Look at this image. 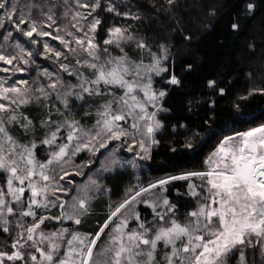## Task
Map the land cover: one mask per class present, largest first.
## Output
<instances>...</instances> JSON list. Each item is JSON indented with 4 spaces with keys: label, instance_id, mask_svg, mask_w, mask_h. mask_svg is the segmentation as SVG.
Wrapping results in <instances>:
<instances>
[{
    "label": "snow or ice",
    "instance_id": "obj_1",
    "mask_svg": "<svg viewBox=\"0 0 264 264\" xmlns=\"http://www.w3.org/2000/svg\"><path fill=\"white\" fill-rule=\"evenodd\" d=\"M165 3V11L170 12L178 0H165ZM100 6V0H94L91 7L82 0H75V9H69L67 0H64L62 15L70 17V20L69 25L62 29L57 24L60 17L55 4L47 8L28 4L25 6L27 11H24L13 0H0V64L10 66L0 67V72L9 74L0 76V178L3 181L0 183V233L9 234L12 241L7 245L11 251L4 250L0 244V264H229L237 254V264H249V250L264 256V124L225 137L209 157L213 167L207 172H189L127 190L120 203L109 205L107 219L94 235L72 233L68 228L51 233L41 230L44 221L51 219H66L79 225L95 195L85 188L72 198L71 204L63 201L57 195L62 191L59 181L72 174L63 165L80 152L95 155L101 149H107L111 142L129 137L132 144L127 145L128 151L138 148L136 156L150 159L151 148L159 143L155 135L163 127L156 115L169 111L162 105L167 92L152 87L153 75L160 76L169 71L168 67L162 66L169 60L167 47L161 45L159 55L150 52L152 62L148 65L133 63L126 54L118 57L107 55L102 59L100 45L94 42V33L101 21L93 13ZM81 8L87 11L81 12ZM253 9L252 3L246 5L249 16ZM33 11H38L39 16L34 18ZM107 11L121 14L112 3H109ZM210 15H215V12H210ZM54 26L57 33L63 31L64 35L54 36L45 30ZM239 27L238 23L231 25L233 31H238ZM77 33L82 35L77 36ZM21 37L25 38L23 43ZM37 37H51L74 56H84L82 60L76 59L71 68L58 64L60 70L77 79V83L69 85L70 90L64 93H58V88L65 82L58 78L55 69L52 72L42 69L38 79L46 76L51 81L36 89L42 98L57 99L70 113V98L104 94L111 97L101 106L92 128L81 127L76 120H64L56 125L42 142L53 146L43 163L35 160L31 150L35 148L34 144L31 148L18 144L7 128L8 124L18 120L16 110L19 106L32 99V90L26 87L28 82L15 81L12 76L27 70L21 65L35 63L33 51L25 45L38 44ZM131 39L133 37L127 29L114 27L109 29V38L104 44L119 48L121 41ZM184 39L190 40L191 37ZM137 47L145 48L147 45L140 41ZM43 48L41 55L54 51L47 42ZM103 52L107 54L108 49L104 48ZM55 56L57 63L61 58L67 59L63 51H55ZM81 67L90 69L94 78L85 76L79 70ZM166 83L179 86L181 81L171 74ZM206 86L220 95L225 94V89L220 88L215 79H209ZM113 87L121 90L122 94L117 96L111 91ZM256 91L264 93V89H254L248 95ZM241 99H247V96ZM45 123L51 125L53 122L49 117ZM180 127L184 125L180 124ZM61 132L66 134L62 137ZM182 147L194 150L195 146L187 141ZM58 168L62 175L57 176ZM191 177L204 182L199 191L197 185H189L190 194L201 202L194 210L185 213L181 220L176 216V206L154 190H163L164 185L172 180ZM90 188L100 190L96 181L91 182ZM26 191L30 196L25 197ZM137 203L152 209L151 221L141 220L140 214L130 207ZM50 206L59 207L61 214L56 217L37 215V209ZM157 208L161 210L157 211ZM25 217L34 218L30 225L25 223ZM130 221L135 223V227H129ZM9 225H15V228ZM110 225L113 226L107 234L105 247L94 252L101 235ZM161 243L164 252L162 261H158V245Z\"/></svg>",
    "mask_w": 264,
    "mask_h": 264
},
{
    "label": "trees",
    "instance_id": "obj_2",
    "mask_svg": "<svg viewBox=\"0 0 264 264\" xmlns=\"http://www.w3.org/2000/svg\"><path fill=\"white\" fill-rule=\"evenodd\" d=\"M13 2L24 11H27L25 6L28 4L43 5L45 8L55 4V11L60 17L57 24L62 29L69 25L70 17L65 18L62 15L64 0H13ZM82 2L88 3L91 7L94 0ZM100 3L101 6L93 15L101 21L94 33V42L100 45L101 58L104 59L107 55L118 57L126 54L135 62L140 60L150 62L152 61L150 52L159 55L160 46L167 47L169 60L162 66L168 67L169 71L160 76L153 75L152 87L167 92L162 105L169 111L158 113V121L163 127L155 135L159 143L151 148L150 159H141L131 166H122L119 163L114 170L101 171L97 176H90L91 172L81 177L70 176L76 184L93 178L100 190L92 191L95 195L79 225L66 219L45 220L41 229L48 233L68 228L72 233L77 231L85 235H94L107 219L109 205L115 206L120 203L125 198L127 190L145 187L157 180L189 172H207L211 165L209 157L225 137L264 124V93L256 91L248 95L254 89H264V0H178L177 6L170 12L165 11L167 7L165 0H100ZM109 3L115 4L121 14L107 11ZM248 3L254 5L250 16L246 10ZM67 7L75 9V0H67ZM79 10L87 11L82 8ZM212 11L215 15H210ZM123 13L129 15H122ZM32 16L38 17L39 12L33 11ZM134 16L139 19H133ZM91 19L92 17H89V20ZM233 23L240 25L238 31L232 30ZM114 27L127 29L133 39L121 41L119 48L115 45H105L104 41L109 38V29ZM45 30L51 31L54 36L64 35L63 31L57 33L55 26L53 29ZM80 35L82 33H77V36ZM186 36L191 39H184ZM24 39L20 38L22 43ZM36 39L39 41L38 44L25 45L33 51L35 63L21 65L27 70L22 73L16 72L12 76L15 81L28 82L26 87L32 90V99L16 110L17 115L19 114L18 120L11 124L10 133L30 148L34 144L32 152L37 161L43 163L48 159L53 146L42 142L55 130V126L64 120H76L81 127H93L98 119V108L108 98L102 95H85L83 99L70 98V113L57 99L42 98L36 89L39 85L51 81L46 76L38 79L40 71L46 68L52 72L55 69L58 78L65 82L58 88V93L67 92L70 90L68 86L76 84L77 79L60 70L58 64H66L71 68L76 59L82 60L84 56L82 54L74 56L64 49L58 40L51 37ZM65 39L68 37L65 36ZM140 41L147 47H137ZM45 42L54 51L41 55L44 53ZM104 48L108 49L107 54L103 52ZM120 49H123V52ZM55 51L65 52L67 59L61 58L57 63ZM188 65H191L190 70ZM0 67L7 65L0 64ZM82 69L81 67L79 70L82 72ZM171 74H175L181 81L179 86L166 83ZM209 79L217 80L219 87L225 89V94L220 95L218 91L208 89L206 83ZM245 96L247 99H241ZM49 117L53 122L51 125L45 123ZM180 124L184 127H180ZM17 129L24 133L18 132ZM65 134L61 132L62 137ZM187 141L195 146L194 150L182 147ZM173 148L177 151H172ZM93 159V153L84 151L73 157L69 163L75 161L90 163ZM98 161L97 158L96 163ZM188 183V179H177L164 185L165 198L176 206V214L181 217L194 210L198 203V198L190 194ZM66 198L68 199V196ZM135 209L141 220L153 219L150 207L138 203ZM60 214L59 207L50 206L37 210L38 216L56 217ZM33 219L25 217L24 220L30 225ZM112 226L105 230L98 242L107 236ZM129 227H135V223L130 221ZM12 234L14 235V231ZM11 242L9 234L0 233V244L4 246V250L11 251L10 247H7ZM162 246V243L158 245V256ZM235 259H238V254L233 256V262ZM248 260L249 264H264V256L251 250Z\"/></svg>",
    "mask_w": 264,
    "mask_h": 264
},
{
    "label": "rangeland",
    "instance_id": "obj_3",
    "mask_svg": "<svg viewBox=\"0 0 264 264\" xmlns=\"http://www.w3.org/2000/svg\"><path fill=\"white\" fill-rule=\"evenodd\" d=\"M113 57H117V56H113ZM128 59L131 60L133 63L143 62L144 65H148V64H150L152 62V61L148 62V61H144V60H140V61H136L135 62L131 57H128ZM7 67H9V66H7ZM82 73L85 76H88L89 78H94V77H91V70L90 69L83 68L82 69ZM2 74L3 75H6V76L8 75V73H2V72H0V76H3ZM152 81H153V77H152ZM9 83H11V81H9ZM111 91L114 92L117 96L122 94L121 93V90H119V89H117L115 87H113L111 89ZM102 96L107 97L108 99H111V97L108 96L107 94H104ZM5 103H7V102H5ZM100 108H98L97 111H99ZM149 111H152V109L150 108ZM158 113L156 115V119L157 120H158V118H157ZM5 115H7V114H5ZM12 123H14V122H12ZM12 123H10V124L7 125L9 134L14 138V140L18 144L28 146L26 143H22V142L18 141L17 138L14 137V135H12L10 133V129H11V126H12L11 124ZM90 128H92V127H90ZM17 131L18 132H21V133L23 132L21 129H17ZM233 135H230V136H233ZM131 144H132V138L131 137H129L127 139H123L122 138L120 141H113V142H111L109 144V146H108L107 149H101L99 152H97L94 155V159L92 161H90V163H86V162H76L75 161V163L74 162H71V163H68V164L63 165V168L65 170H67L69 173H72L71 175H75V176L81 177L82 175H85V174L90 173V172H91L89 174L90 176L91 175H96L97 176L101 171H103V172H110V171L114 170L115 167H116V165L119 164V163H121L122 166L123 165H129V166L134 165V164H136L141 159L138 156H136V154H135L136 152H139V149L138 148H134V150L132 152L128 151L127 145H131ZM31 150H32V148H31ZM97 158L99 159V161L97 162L99 165H97V163H96ZM35 160L37 161L36 158H35ZM211 167H213L212 164L210 165V169H211ZM91 168H93V169L91 170ZM77 172H79L80 174H75ZM62 174H63V172H61L60 169L58 168L57 169V176L62 175ZM71 175L67 176L65 178V180L59 181V184L62 186V191H60V192L57 193V195L63 201L67 202L68 204H71L72 203V198L78 196L81 193V191L84 190L85 188H89L91 192L93 190H96L94 188H90L91 182L94 181L93 178H91V179L89 178L90 176L88 177L89 179H86L84 181V183H82V184H76L75 180L70 177ZM2 182H3L2 181V178H0V183H2ZM188 182H189L188 183L189 185L190 184L197 185L198 186L197 187V191L200 190L199 189V186L204 183L198 177H191L190 179H188ZM67 184H70V186L67 185ZM154 191L157 192V193H159V195L161 197L165 198L164 189L162 190L160 188H157ZM201 195H203V193H201ZM28 196H30V193L26 191L25 197H28ZM66 196H68V199L66 198ZM197 201H198V203H197V206H198V204L201 201H200L199 198H198ZM135 205L136 204L131 205L130 207H132L136 211ZM160 210H161L160 208H157V211H160ZM176 216H178V215L176 214ZM178 218H180L181 220L183 219V217H181V216H178ZM10 219H15V218L14 217H10ZM24 221H25V223H27L26 220H24ZM9 226L15 228V225H9ZM43 232L44 233H48L46 231H43ZM73 233H79L81 235H85V234H82V233L77 232V231L76 232H73ZM107 238H108V236H106L101 242H97V247L94 249V252H100L105 247V242L107 241ZM63 250L64 249H62V251ZM159 252H161V253L159 255L160 257L157 254V260L158 261H162V256H163V252H164V246H162V248H161V250ZM232 262H233V257L229 261V264H232ZM237 262H238V259H235V262H233V264H237Z\"/></svg>",
    "mask_w": 264,
    "mask_h": 264
}]
</instances>
